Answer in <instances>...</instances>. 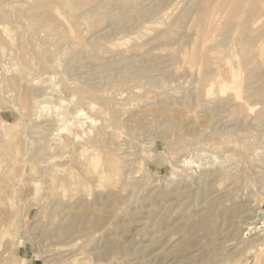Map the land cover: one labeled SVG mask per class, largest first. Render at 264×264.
<instances>
[{
	"label": "rangeland",
	"instance_id": "374dc122",
	"mask_svg": "<svg viewBox=\"0 0 264 264\" xmlns=\"http://www.w3.org/2000/svg\"><path fill=\"white\" fill-rule=\"evenodd\" d=\"M0 264H264V0H0Z\"/></svg>",
	"mask_w": 264,
	"mask_h": 264
},
{
	"label": "bare ground",
	"instance_id": "6f19581e",
	"mask_svg": "<svg viewBox=\"0 0 264 264\" xmlns=\"http://www.w3.org/2000/svg\"><path fill=\"white\" fill-rule=\"evenodd\" d=\"M233 74H234V73H233ZM239 74H240V73L238 72V75H239ZM231 75H232V74H231ZM233 77L236 79L235 82H237L239 78L241 79V77L238 78L235 74H234ZM232 82H233V79H232ZM233 83H234V82H233ZM223 84H224V83H223ZM225 85H226V84H225ZM228 85H229V84H228ZM233 85H234V84H233ZM233 85H232V86H233ZM230 86H231V85H230ZM224 87H225V86H224ZM227 88H228V87H227ZM224 89H225V88H224ZM209 91H210V90H209ZM74 114H75V116H73L74 118H77V117H80V118H81V116L86 115V113H85V111H84L83 109H79V110H77ZM85 117H86V116H85ZM80 118H79V119H80ZM88 118H90L89 120H90L91 123H94V122H95V118H94V117L92 118V117H89V116H88ZM62 119H63V118H62ZM66 119H67V121H68V118H66ZM66 119H65V120H66ZM79 119H77V120L79 121ZM82 121H83V120H82ZM82 121L77 122V123H81L80 126H79V127L82 126L81 128L84 127V126H83V125H84L83 123L85 122V121H83V122H82ZM86 122H87V121H86ZM76 125H77V124H76ZM78 125H79V124H78ZM73 126H74V125H73ZM75 129H76V128H75ZM76 130H77V129H76ZM84 130H85V129H84ZM78 131H79V130H78ZM76 132H77V131H76ZM76 135H78V134L76 133ZM77 137H78V136H77ZM95 159H96V158H95Z\"/></svg>",
	"mask_w": 264,
	"mask_h": 264
}]
</instances>
